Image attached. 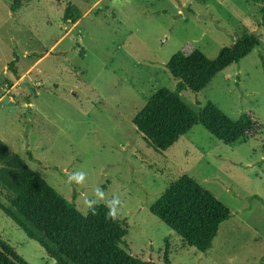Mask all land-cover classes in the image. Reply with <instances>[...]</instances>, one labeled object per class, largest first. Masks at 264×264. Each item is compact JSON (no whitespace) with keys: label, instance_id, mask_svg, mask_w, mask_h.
Masks as SVG:
<instances>
[{"label":"rangeland","instance_id":"374dc122","mask_svg":"<svg viewBox=\"0 0 264 264\" xmlns=\"http://www.w3.org/2000/svg\"><path fill=\"white\" fill-rule=\"evenodd\" d=\"M13 1L0 0V140L84 215L97 187L119 196L121 246L136 257L167 264L168 246L170 264H264V0H23L16 13ZM68 5L75 24L63 21ZM244 33L260 45L181 98L197 113L213 103L234 120L248 114L255 135L227 145L198 125L165 152L150 148L133 118L158 90H175L173 56L214 59ZM81 169L77 188L67 174ZM183 175L231 211L206 253L150 211ZM7 193L0 184L4 202ZM0 238L30 264H56L1 210Z\"/></svg>","mask_w":264,"mask_h":264},{"label":"trees","instance_id":"16d2710c","mask_svg":"<svg viewBox=\"0 0 264 264\" xmlns=\"http://www.w3.org/2000/svg\"><path fill=\"white\" fill-rule=\"evenodd\" d=\"M22 2L14 0L11 12L16 13ZM261 11L264 22V9ZM80 18L77 10L68 5L63 21L75 24ZM259 45L256 36L244 33L234 45L222 48L214 59L200 50L176 53L167 64L177 80L175 90H158L133 118L148 146L156 152H165L198 125L227 145L254 136L260 127L250 115L243 114L234 120L213 103L197 113L182 100L181 93L204 90L219 73L239 63ZM16 63L14 60L9 65L15 74ZM0 184L8 192L6 202L0 199V210L28 238L45 248L56 264H152L122 248L127 227L120 219L106 220L104 205L97 206V215L90 211L82 214L2 140ZM150 211L185 244L201 253L212 248L221 224L231 218L230 209L188 175L172 183L151 205ZM168 256L167 246L164 260L170 264ZM0 264L30 263L0 238Z\"/></svg>","mask_w":264,"mask_h":264},{"label":"clouds","instance_id":"9594fccd","mask_svg":"<svg viewBox=\"0 0 264 264\" xmlns=\"http://www.w3.org/2000/svg\"><path fill=\"white\" fill-rule=\"evenodd\" d=\"M87 180L88 173L82 169L67 174V182L77 188L83 187L87 183ZM102 201L104 202V206L107 208V211L104 214L105 219L111 220L112 222L118 221L124 202L116 195H114L111 199H107L103 188L97 187L94 190V198L86 197L84 199V207L93 215H97V206Z\"/></svg>","mask_w":264,"mask_h":264}]
</instances>
